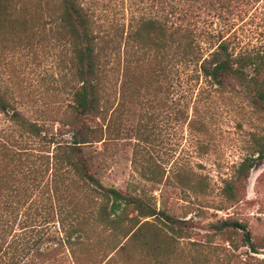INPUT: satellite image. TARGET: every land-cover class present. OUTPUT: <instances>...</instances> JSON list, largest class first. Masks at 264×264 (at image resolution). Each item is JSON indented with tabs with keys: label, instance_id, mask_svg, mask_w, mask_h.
Masks as SVG:
<instances>
[{
	"label": "rangeland",
	"instance_id": "1",
	"mask_svg": "<svg viewBox=\"0 0 264 264\" xmlns=\"http://www.w3.org/2000/svg\"><path fill=\"white\" fill-rule=\"evenodd\" d=\"M92 2L96 30L101 36L125 28L130 20L146 13L167 15L170 22L191 28L196 38L195 48L203 55L224 35L232 36L236 50L247 44L264 43V0H251L235 8L214 5L209 9L199 7V0ZM22 4L25 8L22 15L28 21V38L20 35L12 40L8 34L0 42L2 86L19 94L22 102L19 107L27 114H31L29 110L34 117L39 114L36 110L61 113L69 102L74 80L68 47L57 38L56 29L50 24L52 1L22 0ZM136 57L135 50L126 49L123 44L116 50L107 46L101 55L102 66L110 79L108 104L116 108L107 115L113 119L108 138L114 141L99 157L104 163L103 180L124 190L138 178L140 166L132 160L134 139L143 125V131L151 134V141L144 143L142 159L151 156L163 165L174 160L189 164V176L193 180L202 178L207 186L206 194L197 197L199 202L191 192L185 198L180 188H165L173 214L190 219L193 226L188 231L190 238L179 240L176 253L165 264H264V248H260L264 243V160L250 171L244 188H239L238 201L225 202L221 194L223 181L231 177L238 163L250 153V134L264 136V113H254L236 97H218L198 75L195 64L174 60L163 64L159 79L161 92L147 94L141 88L136 93L135 79L141 74ZM177 101L178 107L189 106V115L197 103L208 123L210 136L205 153L197 152L196 138L175 120ZM99 149L103 150L101 146ZM39 160L32 157L27 165H37ZM23 172L16 183L6 184L1 190L0 264H70L67 248L59 245L66 225L62 221L66 211L65 176L55 177L53 191L48 192L44 183L51 181L50 172L37 188L33 174L26 169ZM27 185L30 189L24 192ZM57 187L60 199L54 192ZM200 210H205L203 215ZM227 218L246 225L255 253L241 243L240 233L230 246L209 228L210 224Z\"/></svg>",
	"mask_w": 264,
	"mask_h": 264
},
{
	"label": "trees",
	"instance_id": "2",
	"mask_svg": "<svg viewBox=\"0 0 264 264\" xmlns=\"http://www.w3.org/2000/svg\"><path fill=\"white\" fill-rule=\"evenodd\" d=\"M49 1L53 4L50 24L56 29L57 38L68 47L74 84L65 110L55 114L36 110L39 114L35 118L32 111L27 114L19 107L22 103L19 94L3 88L0 76V195L2 187L16 183L24 169L33 174L35 188L50 172L51 181L44 183L48 192L53 191L55 177L65 176L66 211L62 221L66 225L59 245L67 248L70 264H165L176 253L179 240L190 238L188 231L193 227L190 219L173 214L165 188L175 186L185 198L189 192L197 198L206 194L207 186L202 178L193 180L189 176V164L174 160L164 163L169 164L166 167L151 156L142 159L144 143L151 141V134L143 131V125L134 139L132 160L140 166L138 178L124 190L105 183L104 163L99 157L114 141L108 138L113 119L107 115L116 108L108 104L110 79L101 55L107 46L116 50L123 44L126 49H134L137 70L141 73L136 76L134 92L142 88L147 94L162 91L159 79L165 61L193 63L198 75L218 97H236L260 114L264 113V43L247 44L236 50L232 36L224 35L203 55L195 48L191 28L170 22L167 15L146 13L130 20L125 28L101 36L96 30L92 0ZM199 1V7L204 9L214 5L235 8L251 2ZM24 9L22 0H0V42L8 34L12 40L20 35L28 38ZM174 106L175 120L196 138L197 152L205 153L210 131L197 103L191 115L188 105L178 107L177 101ZM250 136V153L238 163L231 177L223 181L221 194L225 202L239 200V188H244L250 171L264 160V136L254 133ZM32 157L40 160L37 165L28 166ZM29 189L27 185L24 192ZM58 189L54 190L57 198ZM203 211L200 210L202 215ZM209 228L230 246L240 233L241 243L255 253L251 234L240 221L218 220ZM261 245L264 248V243Z\"/></svg>",
	"mask_w": 264,
	"mask_h": 264
}]
</instances>
